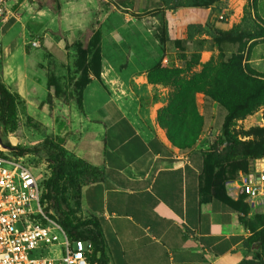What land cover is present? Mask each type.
<instances>
[{
  "label": "rangeland",
  "instance_id": "1",
  "mask_svg": "<svg viewBox=\"0 0 264 264\" xmlns=\"http://www.w3.org/2000/svg\"><path fill=\"white\" fill-rule=\"evenodd\" d=\"M252 1L221 0L223 5L220 14L227 24H220L221 28H232L246 18L244 27L249 32H262L264 0H254V9ZM111 3V0H10L8 3V8L24 4L27 8L32 7L33 11L42 9L58 15L59 29L46 32L47 39L52 40L51 48L41 39L43 44L39 48L32 47L30 42L27 52L25 47H18L6 60L0 59V77L14 81L20 78L19 73H26L29 85L34 81L39 89V100L30 98V102L38 106L39 101H45L49 107L42 110V104L37 108L29 104L32 108L28 112L35 113V116L29 117L19 106V127L7 136L13 147H37L41 150L40 158L33 156V159L38 158L40 161V170L33 169L35 176L39 178L40 172H44L47 166V147L41 144L44 139L58 145L64 156L71 161L78 159L77 146L86 157L94 156L102 148V134L88 133L81 115L75 111L89 75L95 76L102 91L115 100L126 122L148 131L158 130L160 134H165L173 147L200 152L202 155L211 154L216 189L226 190L229 183H239L242 175L253 172L256 175L264 168V159L247 158L241 145L256 140L253 135L255 128L264 129V106L257 107L244 118L230 121L226 127H221L222 123L220 126L209 125L202 113L203 99L215 87L220 73L221 60L214 41L207 35L197 36L190 43L191 49L181 53L176 48L154 42L164 32H168L169 12L161 7L140 12L137 9L113 10ZM117 11L120 15L127 13L128 19L137 18L139 23L138 27L128 29V35L124 27H119L122 45L115 52V68L109 72L101 65L100 29L106 15ZM67 14L74 18L75 25H67V20L72 19L67 18ZM21 15L22 21H25L23 12ZM127 24L130 26L131 21L128 20ZM67 27L74 31L70 39ZM143 28L149 32L139 36L137 29ZM40 37L36 36L35 39ZM6 40L0 37L1 49L6 46ZM253 41L246 40L242 46L247 59L245 62L253 72L263 76L264 37ZM96 47L100 53L99 74L93 56ZM64 49L67 54H60ZM60 64L63 68L61 72ZM46 78L55 85L54 99L48 98L45 93ZM94 104V99L86 101V105ZM91 128L94 126L91 125ZM226 135L236 140L234 149H230L229 143L225 144ZM212 145H215L214 149ZM201 185L205 190L210 189L204 180ZM255 210L256 213H264V200L256 204Z\"/></svg>",
  "mask_w": 264,
  "mask_h": 264
},
{
  "label": "crops",
  "instance_id": "2",
  "mask_svg": "<svg viewBox=\"0 0 264 264\" xmlns=\"http://www.w3.org/2000/svg\"><path fill=\"white\" fill-rule=\"evenodd\" d=\"M111 1L113 10L140 12L160 7L158 0ZM20 7L9 6L7 19L0 25V37L8 38L4 49L0 47V59L6 60L18 47H25L27 52L36 36H41L37 40L39 47L43 44L41 39L50 47L51 39H47L46 32L59 29L57 14L42 9L33 11L24 4ZM188 11L194 13L192 9ZM22 12L25 21L21 19ZM167 12L168 34L172 35L178 29L169 20L177 13ZM128 17L127 13L110 12L101 24V65L106 71L115 68V52L122 45L119 27L126 29V35L129 28L138 27L137 18ZM71 18L67 20L68 26L75 25ZM66 29L68 38H72L74 31L70 27ZM143 29H137L139 36L148 34L149 30ZM62 53L67 51L64 49ZM19 76L14 81L3 77L0 80L20 97L19 106L27 116H35L28 112L32 108L29 104L34 108L42 104V110L48 109L45 101H39L38 106L30 102V98L38 99L39 89L34 81L29 85L26 73ZM45 93L54 99V88L48 86V78ZM92 99L95 104L86 105ZM80 105L82 114L78 107L75 111L81 115L84 128L90 134L101 133L103 140L102 148L94 156L86 157L77 146V156L101 173L100 180L81 187L80 209L82 215L96 218L109 264H237L245 256L242 240L249 232L241 224L240 215L225 199L209 198L200 191L203 169L200 152L179 150L158 130L148 131L126 122L115 100L102 91L93 75H89V82L82 90ZM222 110L203 99L202 113L209 125L220 126L225 116ZM238 185L231 182L226 188L227 196L233 201L241 196Z\"/></svg>",
  "mask_w": 264,
  "mask_h": 264
},
{
  "label": "trees",
  "instance_id": "3",
  "mask_svg": "<svg viewBox=\"0 0 264 264\" xmlns=\"http://www.w3.org/2000/svg\"><path fill=\"white\" fill-rule=\"evenodd\" d=\"M158 4L165 11H176L177 16L169 20V23L178 29L172 35L164 32L165 34L158 40L160 44H165L168 48H176L184 53L191 49L190 43L197 36L207 35L214 41L221 60L220 73L215 87L205 97L224 110L225 116L221 127H226L230 121L244 118L257 107L264 106V75L255 73L249 68L245 62L247 59L242 47L246 40L255 41L264 37V30L249 32L244 27L246 18L228 30L219 28L216 23H226L224 16H220L221 5H223L221 0H158ZM251 5L254 9V0ZM188 9L194 10V13L189 12ZM93 56L99 74L100 53L97 47ZM48 86L53 87L54 93L56 92L54 84L48 81ZM20 104V97L10 92L0 80L1 143L4 147L15 151L17 155H32L40 158L41 150L37 147H13L7 140L8 134L14 133L19 127L17 111ZM81 109L79 103L78 110L81 112ZM253 135L256 137L255 141L241 144L244 155L252 160H262L264 159V129L255 128ZM227 143L230 149H234L236 140L226 135L225 144ZM41 144L47 147L45 155L47 174L41 182V200L46 204L45 214L63 229L71 241L79 239L92 242L91 264H109L96 218L82 215L80 209L81 187L100 180L101 173L82 158L78 157L76 161L68 160L62 149L49 139H44ZM212 148L214 149L215 145H212ZM38 158L32 159L31 163L38 166L40 163ZM212 162L211 154L203 155L200 191L209 198L225 199L227 204L240 215L241 224L249 232V235L242 240L245 256L237 264H264V213H256V205L249 202L246 195L241 194L240 198L233 201L227 196L224 188L216 189L217 182L214 180ZM246 173L248 172H244ZM203 180L210 189H203L201 185Z\"/></svg>",
  "mask_w": 264,
  "mask_h": 264
},
{
  "label": "built area",
  "instance_id": "4",
  "mask_svg": "<svg viewBox=\"0 0 264 264\" xmlns=\"http://www.w3.org/2000/svg\"><path fill=\"white\" fill-rule=\"evenodd\" d=\"M10 0H0V25L7 19ZM38 47L37 41L31 42ZM32 155H17L0 148V264H91L90 240L71 241L63 229L44 212L41 182ZM240 194L253 205L264 200V168L242 175ZM52 215V212L49 211ZM36 253L37 255H32Z\"/></svg>",
  "mask_w": 264,
  "mask_h": 264
},
{
  "label": "water",
  "instance_id": "5",
  "mask_svg": "<svg viewBox=\"0 0 264 264\" xmlns=\"http://www.w3.org/2000/svg\"><path fill=\"white\" fill-rule=\"evenodd\" d=\"M0 146L3 147V148H6V149H10V148H7V147H4L1 143V138H0Z\"/></svg>",
  "mask_w": 264,
  "mask_h": 264
}]
</instances>
